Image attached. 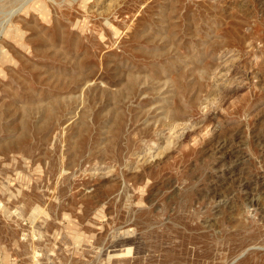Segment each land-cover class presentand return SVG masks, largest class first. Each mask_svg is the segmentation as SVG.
Returning <instances> with one entry per match:
<instances>
[{"label":"rangeland","instance_id":"374dc122","mask_svg":"<svg viewBox=\"0 0 264 264\" xmlns=\"http://www.w3.org/2000/svg\"><path fill=\"white\" fill-rule=\"evenodd\" d=\"M0 264H264V0H0Z\"/></svg>","mask_w":264,"mask_h":264}]
</instances>
